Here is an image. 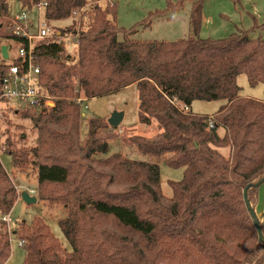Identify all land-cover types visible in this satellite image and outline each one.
Wrapping results in <instances>:
<instances>
[{
  "label": "trees",
  "instance_id": "trees-1",
  "mask_svg": "<svg viewBox=\"0 0 264 264\" xmlns=\"http://www.w3.org/2000/svg\"><path fill=\"white\" fill-rule=\"evenodd\" d=\"M41 1L20 0L25 6ZM45 1L50 22L81 10L92 21L77 37L75 26L62 31L77 39L73 64L63 44L36 48L42 88L57 99L51 111L31 117L39 131L32 151L38 194L65 206L67 217L59 226L72 252L37 217L15 231L23 264H264V242L244 197L250 186L248 199L256 210L255 184L264 179V100L241 96L237 82L245 74L250 86L264 85V40L251 37L255 28L203 39L204 3L197 0L188 38L138 41L131 35L139 25L130 30L118 25L117 0ZM171 10L175 5L168 0L167 10L151 13L140 25ZM22 42L6 0H0V89L9 70L1 47ZM132 86L139 94V122L155 120L160 134L129 141L141 154L185 169L181 181L170 182L171 198L162 194L157 162L131 160L121 152L98 157L117 139V129L104 119H90L81 140L82 106L69 101L76 90L93 100ZM196 101L227 104L212 116L196 115L190 111ZM6 153L15 168L28 164L26 152ZM16 202L0 159V264L11 257L4 218ZM259 222L264 236V220Z\"/></svg>",
  "mask_w": 264,
  "mask_h": 264
},
{
  "label": "rangeland",
  "instance_id": "rangeland-1",
  "mask_svg": "<svg viewBox=\"0 0 264 264\" xmlns=\"http://www.w3.org/2000/svg\"><path fill=\"white\" fill-rule=\"evenodd\" d=\"M20 0H6L9 6V15L21 10ZM179 0H171L176 10H171L157 17H151L150 25H140L156 11L168 9V0H117L118 25L121 28L130 30L138 26L131 38L138 41H177L190 36V13L194 0H185L183 8L177 6ZM197 1V0H195ZM194 1V2H195ZM203 22L200 36L203 39L219 40L224 39L238 32L239 30L254 31L251 37L264 40V0H202ZM103 7L107 3H102ZM92 16L77 15L70 19L55 22L58 30L66 31L75 26L76 32L81 33L89 27ZM68 35L71 39L63 43L65 45V57H70L68 64L77 61L78 43L76 37ZM7 45V44H5ZM10 48V46H8ZM13 47V46H12ZM15 54V51H13ZM238 85L241 88L240 95L250 96L254 99L264 100V85L252 87L248 83L247 76L242 74L238 77ZM81 97L87 98L83 91ZM69 99L75 102L76 97ZM137 88L120 91L118 93L89 100V109H82L81 140L87 137L88 122L92 118L104 119L105 122L111 118L114 112L125 113V120L117 128L116 140L109 142L107 153L98 155L99 158H108L121 152L131 160L157 162L161 170L160 187L162 194L171 198L173 191L170 182H179L183 179L184 168L174 169L167 166L164 159L141 154L134 147L129 139L133 136H140L147 139L155 138L160 130L158 123L154 120L153 125L148 126L139 122V109L137 106ZM52 97V96H51ZM56 107L57 99L52 97ZM76 103V102H75ZM226 101H196L191 109L196 115H213L218 112ZM0 110V159L6 170L9 180L17 192V202L10 215L7 217V231L11 239V257L6 264H23L25 252L21 243L15 236L22 222L31 223L34 218H41L48 225L53 236L63 245L67 252H72V246L62 233L59 222L67 217V210L63 204H54L40 200L38 194V178L36 157L33 156V149L38 145L39 131L31 119L33 115L39 116L45 112H22L13 108V105L1 104ZM54 107V108H55ZM49 112V111H47ZM30 115V117H28ZM128 140V141H127ZM18 153H27V165L15 168L12 158L8 155L7 149ZM228 154V151H224ZM28 193L36 197L38 201L34 204H27L22 199V194ZM260 210H264V184L259 190ZM256 211V210H255ZM11 216V217H10ZM258 218L261 217L257 214ZM264 218V217H263ZM261 220V219H260Z\"/></svg>",
  "mask_w": 264,
  "mask_h": 264
},
{
  "label": "built area",
  "instance_id": "built-area-1",
  "mask_svg": "<svg viewBox=\"0 0 264 264\" xmlns=\"http://www.w3.org/2000/svg\"><path fill=\"white\" fill-rule=\"evenodd\" d=\"M20 4L21 10L15 14L10 13V16L13 20L14 32L23 42L10 45L7 61L9 70L1 81L0 110L1 104H8L22 112L51 111L55 105L52 97L42 88L40 65L35 57L36 48L42 45H62L71 38L63 35L62 30H58L54 22L47 19L48 3L45 0L32 3V6H25L21 2ZM82 12L83 10L78 11L74 16L81 15ZM76 93L79 96L76 97L75 102L80 104L82 109H89L88 99L80 96L79 89ZM210 126H213L212 122ZM4 220L7 221V218Z\"/></svg>",
  "mask_w": 264,
  "mask_h": 264
},
{
  "label": "water",
  "instance_id": "water-1",
  "mask_svg": "<svg viewBox=\"0 0 264 264\" xmlns=\"http://www.w3.org/2000/svg\"><path fill=\"white\" fill-rule=\"evenodd\" d=\"M1 54H2V58L5 61L9 60V47L8 45H3L1 47ZM124 119V113L121 112H114L113 115L111 116V118L108 120V124L112 127V128H119L123 122ZM262 184H264V179L259 181L257 184H255V187H261ZM250 188V186H248V188L244 191V197H245V201H246V205L254 219V223L255 226L257 228L258 234L260 239L264 242V236L261 230V226H260V222H259V218L257 216V213L255 211V209L252 207L249 199H248V189ZM22 199L23 201H25L27 204H34L37 202V198L36 197H31L28 193H23L22 194Z\"/></svg>",
  "mask_w": 264,
  "mask_h": 264
},
{
  "label": "crops",
  "instance_id": "crops-1",
  "mask_svg": "<svg viewBox=\"0 0 264 264\" xmlns=\"http://www.w3.org/2000/svg\"><path fill=\"white\" fill-rule=\"evenodd\" d=\"M195 1V0H194ZM194 1H193V3H194ZM185 7V6H184ZM191 11H192V9H191ZM191 14V13H190ZM136 88V86H132V87H129V88H127V89H125V90H129V89H131V88ZM125 90H122V91H125ZM247 98H252V97H250V96H246ZM137 106H138V109H139V104H140V101H139V94H138V96H137ZM254 99V98H253ZM258 100H261V99H258ZM227 103H224L222 106H221V108L222 107H224L225 105H226ZM220 108V109H221ZM190 111L193 113V111H192V109H190ZM124 113V112H123ZM215 114V113H214ZM209 116H212V115H209ZM124 120H125V113H124V119H123V122H124ZM122 122V123H123ZM151 125H153V124H151ZM151 125H148V126H151ZM159 134H160V132H159ZM158 134V135H159ZM38 201V200H37ZM260 204L258 203L257 204V206H256V213L261 217L260 219L261 220H264V210H260ZM11 217V216H10ZM22 247V246H21Z\"/></svg>",
  "mask_w": 264,
  "mask_h": 264
}]
</instances>
